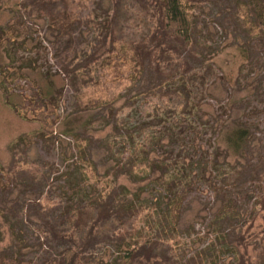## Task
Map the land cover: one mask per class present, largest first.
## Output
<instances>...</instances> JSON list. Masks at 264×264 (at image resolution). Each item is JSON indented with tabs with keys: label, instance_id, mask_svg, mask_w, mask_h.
<instances>
[{
	"label": "rangeland",
	"instance_id": "rangeland-1",
	"mask_svg": "<svg viewBox=\"0 0 264 264\" xmlns=\"http://www.w3.org/2000/svg\"><path fill=\"white\" fill-rule=\"evenodd\" d=\"M244 1L221 0L191 10L196 37L206 47V67L212 72L204 93L192 98L200 105L199 116L183 117L174 124L182 128L177 141L186 149L183 158L192 163L176 173L188 188L174 217L167 209L170 194L160 181L165 166L143 183L107 174L113 161H108L102 142L113 141L114 129L113 124L104 129L99 121L110 115L103 102L113 101L115 108L124 109L134 134L161 125L150 117L156 100L143 97L145 81L134 76L123 54H104L90 68L82 67L103 40L109 48L104 13L110 11V1L75 0L74 17L57 29L44 16L28 18L20 12L21 0H0V248H14L13 257L20 264H39L44 259L50 264L54 257L41 244L39 215L33 212L28 218L27 203L39 201L44 210L59 216L56 211L75 209L106 196L114 187H125L127 194L121 195L120 203L139 206L137 227L143 239L159 234L168 238L175 232L180 246L173 247L181 264H202L214 254L216 264H235L229 239L223 237L219 243L213 221L221 213L235 212L240 218L232 221L235 230L227 223L220 229L232 239L264 194V177H260L264 175V33L259 36L260 29H255L254 38L241 33L239 17L234 15L238 12L244 19L240 11ZM258 1L264 10V0ZM241 39L249 41L256 60L241 57ZM26 59L35 62L23 65ZM64 66L76 71L79 85L86 84L80 85L85 98L77 99L72 83L76 76L70 79ZM205 71L197 69L193 74L199 90ZM47 87H52L50 96L45 94ZM132 96L139 100L126 106ZM238 126L249 134L236 155L224 140ZM66 127L93 141L95 165L81 160L72 134H63ZM163 142L167 145V138ZM178 146L166 148L160 157H177ZM212 156L218 165H212ZM12 170L15 175L10 176ZM130 241L101 246L98 264H125V243Z\"/></svg>",
	"mask_w": 264,
	"mask_h": 264
},
{
	"label": "trees",
	"instance_id": "trees-1",
	"mask_svg": "<svg viewBox=\"0 0 264 264\" xmlns=\"http://www.w3.org/2000/svg\"><path fill=\"white\" fill-rule=\"evenodd\" d=\"M109 1L111 9L104 13L108 20L109 48L103 40L85 57L82 67L90 68L104 54L113 56L116 53L123 54L126 63L131 65L134 76L145 81L143 97L156 100L150 117L152 121H158L161 125L159 129H152L149 133L134 134L128 127L124 109L115 108L113 101L103 102V108L108 109L110 115L101 117L99 121L104 129L111 124L114 129L113 141L108 138L102 142L104 150L108 153V161H113L107 174L111 173L114 179L123 175L134 183H143L150 180L154 173L162 171L165 166L166 170L162 173L160 181L170 194L167 208L169 216L175 217V208L185 201L187 197L185 189L188 188L182 186L184 182L180 181L176 173L182 168L185 169L184 165L190 167L192 163L187 164L186 158H183L186 149L179 147L177 141V132L182 128L174 124L183 117L199 116L200 105L193 104L192 98L204 93L208 82L206 78L208 79L212 72L211 68L206 67V47L202 46L196 37L197 31L191 10L203 5H217L221 0ZM74 6L75 0H21L19 3L20 12L28 18L44 16L48 24L57 29L74 17ZM240 11L243 13L242 16H245L244 19H241L238 12L234 16L239 17L238 28L242 34L254 38L255 29H260L259 36L264 33V10L258 0H245ZM240 19L243 21L242 24L239 22ZM241 40V57L245 60L254 57L256 60L252 47L247 44L249 41ZM10 58L13 59L11 55ZM33 62L35 61L32 59H26L22 63L30 66ZM65 68L70 79L76 76V71ZM197 69L204 71L207 69L200 90L194 82L196 79L193 78ZM79 82L77 76L72 81L78 100L85 98L86 91H83L82 87L80 89V85L86 84L79 85ZM51 88H44L46 95L53 94ZM129 94L132 95V90ZM135 99L139 100L133 96L130 100L127 99L126 106L136 104ZM189 130L184 131L190 132ZM63 134L72 133L66 127ZM248 134L247 128L238 126L227 132L224 141L233 153L239 155ZM72 137L81 160L89 165H95L92 161L93 141L85 137L84 133H74ZM166 138L167 145L163 144ZM175 145L179 147L177 157L170 160L160 157L166 148H174ZM199 152L206 156V153ZM212 159H214L211 161L212 165H218L217 157L212 156ZM13 170L10 176L15 175ZM82 176L87 177L86 174ZM260 177L263 178L264 175ZM180 186L184 191H181ZM104 190L106 191V188ZM123 194H127V188L114 187L106 196L95 197L75 209L68 210L66 207V210L56 211L59 216L44 210L39 201H29L26 207L27 217L30 218L33 212L39 215L41 222L39 227L43 236L41 244L54 257L50 264H98V251L101 246L121 239L125 242L131 240L125 243L127 250L123 255L125 264H181L173 247L180 246L175 232H170L168 238L159 234L157 237L149 236L143 239L137 227V218L141 210L139 206L138 209L131 204L120 203ZM135 197L138 198L137 195ZM256 207L232 239L229 233H222L220 229L227 223L230 224L231 230H235L232 221L235 218L240 221L235 212L221 213L213 221V227L215 224L217 227L215 229H218L216 236L219 243L223 237L229 239L235 264H264V194ZM251 249L253 254L250 252ZM208 254L211 255V252ZM13 255L14 248H0V264H20ZM208 258L206 257L207 260L202 264L217 263L216 254L211 255L214 259ZM39 264H46L45 259L40 260Z\"/></svg>",
	"mask_w": 264,
	"mask_h": 264
}]
</instances>
